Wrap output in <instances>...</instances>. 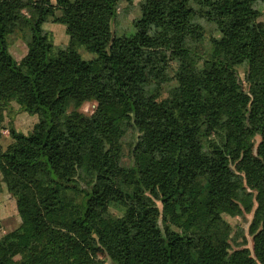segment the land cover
Wrapping results in <instances>:
<instances>
[{
    "label": "trees",
    "instance_id": "16d2710c",
    "mask_svg": "<svg viewBox=\"0 0 264 264\" xmlns=\"http://www.w3.org/2000/svg\"><path fill=\"white\" fill-rule=\"evenodd\" d=\"M134 1L0 0V135L12 100L39 116L0 144L21 218L0 264H264V0H138L117 28ZM50 20L69 35L56 50ZM255 202L253 256L222 214Z\"/></svg>",
    "mask_w": 264,
    "mask_h": 264
},
{
    "label": "rangeland",
    "instance_id": "374dc122",
    "mask_svg": "<svg viewBox=\"0 0 264 264\" xmlns=\"http://www.w3.org/2000/svg\"><path fill=\"white\" fill-rule=\"evenodd\" d=\"M126 5H127L126 2H123L120 5L119 10L121 14L117 18L118 23L116 26L117 28L120 29L129 30L132 27L134 18L140 15V10L138 6V0H135L134 3L131 5L129 12L126 15H124V8ZM261 11L262 12L258 17L257 22L260 27H263L264 6L261 8ZM45 27L47 28V30H49L51 34V38L55 43V47L53 48L54 50H56L57 47H63L66 44H68L69 35L66 32L65 24L50 20L45 24ZM214 39L218 42L221 41L219 35L214 36ZM8 41H9V49L11 53L16 57L18 61L21 60L28 51L27 40L24 31H16L10 34L8 36ZM78 50L81 53L82 57L85 59H91L96 56L95 52L88 50L85 46H79ZM240 78L243 82L244 88L247 89L248 85L245 80V70L243 68H240ZM96 107H97V102L95 100H88L82 104L80 110L85 114H91L95 111ZM38 119H39L38 114H30L26 111H21L19 109L18 103L15 100H12L8 107L3 126L4 129H6V132H8V126L10 124V121H12L17 129L27 132L32 129L33 125L35 124V122L38 121ZM16 121L18 125H16L15 123ZM0 138L2 140V143L5 145L6 139L2 138V135H0ZM123 140L125 141L123 163L129 164V154H130L131 142H132L131 129L124 135ZM255 140H256V146H255L256 148L257 144L262 140V135L258 134ZM256 205L257 202H255L254 209L251 212H246L245 214L232 215L226 212H223L222 214L224 219L227 220L233 228L232 235L235 237L237 236L236 237L237 241L240 243L245 242V237L244 238L242 237L243 236L242 230H244L247 241L246 244H244L243 246L249 248L253 256H254L255 235L249 233V228L254 217V211ZM114 211L117 212L116 209H114ZM20 223H21V218L17 210L16 200L14 196L8 191L4 183L1 182L0 183V238L4 234L18 227ZM232 244L234 248H238L237 246L234 245V241H232ZM99 260L101 263L108 262L107 257L103 254L99 256Z\"/></svg>",
    "mask_w": 264,
    "mask_h": 264
},
{
    "label": "crops",
    "instance_id": "0c3cea01",
    "mask_svg": "<svg viewBox=\"0 0 264 264\" xmlns=\"http://www.w3.org/2000/svg\"><path fill=\"white\" fill-rule=\"evenodd\" d=\"M16 120H17V119H16ZM15 123H16V125H18L17 121H16ZM2 138L6 139V143H5V145H4V144L2 143L1 138H0V144L3 146V148H6L7 145L9 144V142H10V136H9L8 132H6V129L3 130Z\"/></svg>",
    "mask_w": 264,
    "mask_h": 264
}]
</instances>
